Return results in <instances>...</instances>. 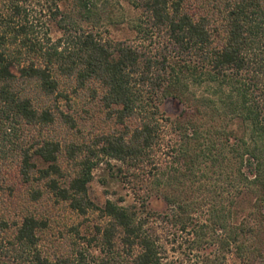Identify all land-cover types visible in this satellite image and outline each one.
Returning <instances> with one entry per match:
<instances>
[{"label":"trees","instance_id":"16d2710c","mask_svg":"<svg viewBox=\"0 0 264 264\" xmlns=\"http://www.w3.org/2000/svg\"><path fill=\"white\" fill-rule=\"evenodd\" d=\"M26 1L0 0V199L15 168L23 204L48 194L103 221L86 239L97 255L57 253L51 219L0 208V264H264V0H37L55 37ZM119 17L130 35L113 38L105 25ZM60 77L98 98L114 128L88 143L44 135L74 127ZM167 97L183 105L173 118ZM102 160L132 203L94 204ZM153 196L170 209H150Z\"/></svg>","mask_w":264,"mask_h":264},{"label":"rangeland","instance_id":"374dc122","mask_svg":"<svg viewBox=\"0 0 264 264\" xmlns=\"http://www.w3.org/2000/svg\"><path fill=\"white\" fill-rule=\"evenodd\" d=\"M193 1L195 0H187L186 2L188 5H191ZM26 4L30 9L29 20H32L34 24L38 25V28L36 27L37 29L42 31L47 29L49 31L51 29V24H48L49 21H47V16L42 12L43 2L28 0ZM115 10H117L119 14L124 13L125 17L131 13L129 6L123 1L121 2V8L115 6ZM122 19L123 18L119 17L114 24L105 25V29L113 38H123L130 35L128 25L126 21L123 22L124 19ZM41 22L43 23L41 24ZM50 31H52L51 35L55 37L56 32H54L53 28ZM14 71L16 72V69H14ZM59 89L67 95L60 99V108L71 115L74 120V127L67 128L57 125L49 131H44V135L50 134L55 138H59L62 143L64 142V145L72 141L88 143L96 135L114 128L113 122L107 119L106 110L103 108L99 99L91 97L89 90L86 88H75L72 79L61 77L59 78ZM160 107L164 114L171 118L177 116L183 109L182 103L173 97L165 98L161 102ZM37 132L36 129L30 128L28 133L33 137ZM59 162L63 167L68 169L73 166L74 162L68 158L65 152V146L60 153ZM110 163L111 165L120 164L116 161H111ZM114 170L115 168L113 169V166L109 167L107 165L106 160H102L92 170V179L88 183V194L97 207H102L107 200L119 201L120 198L125 199L124 204L133 202V196L130 190L120 179H116L112 176L111 173ZM6 178L13 188V195L7 197V194L10 193V191L7 190L5 196L0 199V208L11 211L10 215L12 218L13 212H19L25 206H28L29 209L35 210L41 218L51 219L50 227L44 237L46 241L55 243L56 247L53 248V252L60 251L61 249L69 253L72 249L81 247L88 248L94 255L99 253V247L96 246L95 242H92L90 245L86 243V239L92 236L95 225L103 221L101 212L98 209L90 210L86 215H79L71 210L64 202H54V199L48 194L44 195V199L41 203L30 205L23 204L24 198L26 197L27 186L18 180L15 168L6 172ZM193 195L195 196L196 194H190V196ZM148 205L150 209L157 212H165L170 209L168 204L161 198L155 196L150 199ZM159 225L163 227L164 222H161ZM76 227H78V234L75 231ZM55 249L57 250L55 251ZM88 264L93 263L90 261Z\"/></svg>","mask_w":264,"mask_h":264}]
</instances>
